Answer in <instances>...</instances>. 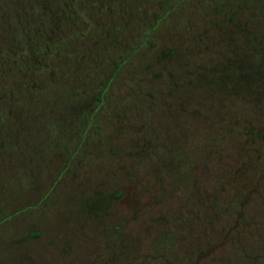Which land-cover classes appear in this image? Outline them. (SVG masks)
Masks as SVG:
<instances>
[{"label":"rangeland","instance_id":"374dc122","mask_svg":"<svg viewBox=\"0 0 264 264\" xmlns=\"http://www.w3.org/2000/svg\"><path fill=\"white\" fill-rule=\"evenodd\" d=\"M117 1L120 14L93 16L91 32L105 35L96 49L86 39L76 57L54 61L70 84L90 69L84 91L102 92L86 132L72 123L57 132L67 145H46L44 123L65 126L87 106L67 107L68 89L47 71L40 80L55 96L20 99L11 131L0 134V215L16 212L0 224V264H162V253L195 264L194 238L216 245L230 229L196 264H264V155L254 161L264 148V68L248 65L257 63L255 42L235 26L208 28L226 0ZM39 140L46 153L34 161Z\"/></svg>","mask_w":264,"mask_h":264},{"label":"trees","instance_id":"16d2710c","mask_svg":"<svg viewBox=\"0 0 264 264\" xmlns=\"http://www.w3.org/2000/svg\"><path fill=\"white\" fill-rule=\"evenodd\" d=\"M179 1L184 0H176L175 3ZM116 2L122 3L117 0H0V134L11 131L8 121L11 119L10 117L13 115L15 105L20 99L27 98L30 102H35L37 104L36 99L40 97L47 95L51 97L55 96L54 94H56L58 90L54 92L48 91L40 80V76L47 71H49L54 87L57 82L62 80V85H65L68 89L66 97L67 107L69 104H71L69 106L72 107V105H74L72 101L76 99H81L86 102L87 106L84 108L83 104H81L80 107H82V110L70 111V115L67 117L68 121L66 120L68 124L65 126H63V123L60 121V123L57 124L44 123L42 129H44L45 133H48L51 138V140L46 142V145L55 147L62 144L67 145L68 142L63 139L61 140L60 135L57 134L58 131H63L72 127L71 129H73L74 132H79L80 130H82L83 133L86 132L91 123V119L94 117L100 103L103 101L102 92L96 90L93 92L89 90L84 91L83 87L86 84V80L89 81L87 72L90 69L80 67L79 70H76L79 76L74 75V79L70 84V81H68L62 73L60 74L57 72L58 70L54 61L56 62L58 58L69 54H73V56L76 57L77 55L75 54H79V51L83 47V42L86 39L92 41L90 43V48L92 50L96 49L97 46L100 45L99 43L104 41L105 35L102 34L101 36L91 32L93 16L96 11L100 12L102 10L120 14L121 6L115 5L114 3ZM155 2L160 5L164 3L165 0H156ZM172 8H174V6ZM172 8L167 9L164 15L168 14L169 10ZM215 14L218 15L217 18L209 22L208 28H224L226 32L232 34L234 26L237 27V29L242 31V33L239 34L245 35L247 38L249 37V40L252 38L256 47L252 44L254 48L251 49L259 53L258 55H254L255 57L257 56V63L248 62V65L253 67L256 64L259 68L260 66L264 68V0H226L221 3L218 12H215ZM240 14L242 19L236 22ZM162 17L164 16L156 18L158 20L151 27L152 29L159 26L160 18ZM222 21L225 22L223 23ZM137 29L139 31V27H137L136 30ZM109 30L114 32L115 26L111 27ZM104 33L106 34V32ZM141 33L144 36L141 41V43H143V41L149 37L151 31H144ZM100 39H102V41ZM89 57H93V55H89ZM89 61L91 62V60ZM124 61L125 60L120 61L117 68H119ZM235 66H237L236 61H228L226 76L230 75L232 72L231 68ZM117 68L113 70L114 72H112V74L108 75L103 89L112 81L113 74L117 71ZM233 72L237 73L235 69ZM10 73L17 76L15 81L11 84H4L5 82H1V80L6 78L5 74H9L10 76ZM243 73L244 76L250 78L253 75L251 74L252 71H246V69L242 73L239 72L240 75ZM96 92H99V94ZM92 101H96L97 104L90 109ZM72 123L73 125L70 127ZM42 142L39 140L37 143L39 148L33 154L32 159L34 161L41 159L46 153V150L41 147ZM262 155H264V148L258 149L255 152L254 161L260 160ZM37 156L39 158H37ZM246 181L247 178H245V182ZM245 182L243 181V183ZM257 184L258 180L256 181V186ZM15 213L16 212L13 211L10 214H4V216L1 214L0 224ZM230 231L231 229L224 234V239L216 245L206 243L205 247H200L196 243L200 241L201 238H194L193 255H195L196 263L199 259L208 256L211 252L221 247L222 242L228 240ZM162 256L160 261L162 264H175L171 260L167 262L166 260L168 258L163 253ZM252 264H255V262H252Z\"/></svg>","mask_w":264,"mask_h":264}]
</instances>
